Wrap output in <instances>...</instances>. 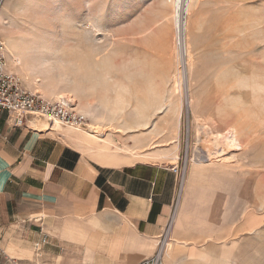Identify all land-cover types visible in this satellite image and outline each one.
I'll return each instance as SVG.
<instances>
[{
	"label": "rangeland",
	"instance_id": "1",
	"mask_svg": "<svg viewBox=\"0 0 264 264\" xmlns=\"http://www.w3.org/2000/svg\"><path fill=\"white\" fill-rule=\"evenodd\" d=\"M0 16L6 68L23 87L38 91L7 59L15 38L32 46L28 56L49 59L35 69L42 85L79 93L70 102L86 125L55 131L90 137L99 157L117 151L180 167L199 158L235 173L228 184L258 201V261L250 264H264V0H191L182 79L169 0H0ZM231 127L238 150L220 155L197 141Z\"/></svg>",
	"mask_w": 264,
	"mask_h": 264
},
{
	"label": "crops",
	"instance_id": "2",
	"mask_svg": "<svg viewBox=\"0 0 264 264\" xmlns=\"http://www.w3.org/2000/svg\"><path fill=\"white\" fill-rule=\"evenodd\" d=\"M10 119L0 112V264H138L169 221L164 264L258 261L257 198L220 164L189 161L180 177L175 161L99 157L78 133Z\"/></svg>",
	"mask_w": 264,
	"mask_h": 264
},
{
	"label": "built area",
	"instance_id": "3",
	"mask_svg": "<svg viewBox=\"0 0 264 264\" xmlns=\"http://www.w3.org/2000/svg\"><path fill=\"white\" fill-rule=\"evenodd\" d=\"M6 48L0 40V112H7L14 126H22L28 118L42 119L53 126L81 129L86 125L84 114L74 105L64 99H47L37 92H32L23 87L20 79L6 68ZM184 166H171V171L183 176ZM170 226L168 222L162 234L159 236L153 255L142 260L138 264H164L163 255L170 245Z\"/></svg>",
	"mask_w": 264,
	"mask_h": 264
},
{
	"label": "bare ground",
	"instance_id": "4",
	"mask_svg": "<svg viewBox=\"0 0 264 264\" xmlns=\"http://www.w3.org/2000/svg\"><path fill=\"white\" fill-rule=\"evenodd\" d=\"M169 2L172 5V20H173V26H174V31H175V43H176L177 52H178V59H179V64H180V75H181V79H182V77L183 78L185 77L184 74H185V64H186V60H185V55H186V41H185V37H186L185 36L186 15H187L191 0H169ZM1 22H2V17L0 16V23ZM8 45H9L8 46L9 51H8V56H7L8 58L7 59L9 61V63L15 64V67H16L15 70L16 71L17 70L24 71V75L26 76L27 80H29L30 83L33 84L35 89H37L38 91L47 93V95L49 94V96H51L54 99H64V100L67 99V101H72L74 103H76L77 99H80V96H79V93L77 92V90L71 86H65L63 89H57L55 82H53V81L42 85L36 79V77H35V71L37 70L36 67L38 65L48 66L49 65V61H48L49 59L47 60V58L45 56H43V58H41V57L40 58H38V57L34 58V56H28V54L30 53V49H32V46L30 47L29 44L24 45L22 39H20V38L19 39H16V38L13 39ZM39 70H41L40 67H39ZM61 75H62V73H61ZM38 76H37V78H38ZM45 77L46 76H44V78ZM40 79H42V78H40ZM52 80H54V79H52ZM38 91H36V92L38 93ZM86 104H87V106L91 105L90 102H87ZM187 104H189L188 100H187ZM196 121H199V123H200V120H196ZM46 124H48V126L50 128L51 125H49V123H47V122H46ZM54 125H57V124H53V126ZM53 126L51 127V129L54 128ZM201 127H203V125H201ZM202 129L203 128H198L197 129L198 133H201L202 131H204ZM236 131L233 127H231V128H228L227 131L223 135H221L220 133L210 134V135H209V133L208 134L203 133L202 135H204V139L201 140L199 138V136H197L198 137L197 141H198V143H199V141H203L205 148H206V146H208V148L214 149L216 154L219 153L220 155H222L224 153L223 151L225 148L233 149V150H238L241 148V142L237 136L238 134L236 133ZM198 135H200V134H198ZM74 137H76V139H78V136L75 135ZM79 138H80L79 141L82 143V145L84 144L86 146L91 147L94 143L93 140L88 136L80 135ZM79 141L77 140V143ZM194 152H195V155H200V152L198 149H195ZM209 152L211 153V151H209ZM227 153H226V158H232V159L234 158L235 154L233 152H230V153L227 152ZM105 156H107V155H103L102 157H105ZM191 161H199V158H191Z\"/></svg>",
	"mask_w": 264,
	"mask_h": 264
}]
</instances>
